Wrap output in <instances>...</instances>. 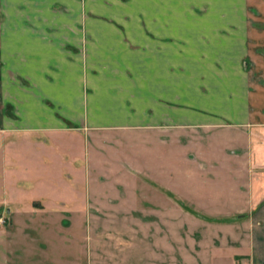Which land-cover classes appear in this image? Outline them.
<instances>
[{
  "label": "crops",
  "instance_id": "0c3cea01",
  "mask_svg": "<svg viewBox=\"0 0 264 264\" xmlns=\"http://www.w3.org/2000/svg\"><path fill=\"white\" fill-rule=\"evenodd\" d=\"M0 4V154L7 131L194 127L196 204L221 213L239 255L264 264L263 10L240 0ZM93 18L115 23L86 26Z\"/></svg>",
  "mask_w": 264,
  "mask_h": 264
},
{
  "label": "rangeland",
  "instance_id": "374dc122",
  "mask_svg": "<svg viewBox=\"0 0 264 264\" xmlns=\"http://www.w3.org/2000/svg\"><path fill=\"white\" fill-rule=\"evenodd\" d=\"M256 1L239 6L259 15L264 5ZM103 19L86 26L115 23ZM3 22L0 16V27ZM255 59L264 60V48ZM194 129L7 131L0 154V264H253L239 255L221 213L196 204ZM216 198L210 191L208 200Z\"/></svg>",
  "mask_w": 264,
  "mask_h": 264
}]
</instances>
